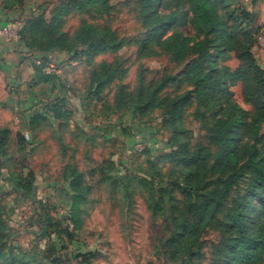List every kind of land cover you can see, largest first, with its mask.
I'll use <instances>...</instances> for the list:
<instances>
[{
	"label": "rangeland",
	"instance_id": "rangeland-1",
	"mask_svg": "<svg viewBox=\"0 0 264 264\" xmlns=\"http://www.w3.org/2000/svg\"><path fill=\"white\" fill-rule=\"evenodd\" d=\"M25 1L32 5L30 13L48 14L68 0ZM161 1L162 12L168 13L173 2ZM234 5L253 11V20H243V25L259 33L252 53L264 69V0H235ZM190 20L189 8L180 7L170 34L186 35L193 41L189 43L187 59L177 61L158 47H152L148 54L138 53L137 39L144 33L138 0H101L63 16L60 26L67 35L86 22L112 31L121 46L96 55L91 63L84 59L54 62L57 72H62L60 95L71 111L70 118L62 119L64 123L57 129L56 122L40 123L32 132L33 138L26 135L31 144L24 149H19L16 139L11 138L9 155L0 163V249L7 254L6 264H213L221 239L217 224L225 209L216 214L214 224L201 235L197 255L183 261L175 258L168 238L175 220L190 217L189 199L178 188H171L159 198L161 210H152L148 204L153 189L149 183L153 178L154 184L159 179H150V174L154 176L157 168L164 175L162 180H166L169 172L177 170L163 157L171 150L170 133L162 125L159 109L141 110V117L140 111H115L117 106L113 102L119 89L134 98L139 90L147 91L165 75L171 79L161 89L160 98H171L191 89L186 71L196 58L195 45L205 47L209 58L217 52L211 43L212 36L205 38L191 26ZM101 62L113 66L115 74L95 94L90 84L91 72ZM217 62L232 70L239 65L233 51L223 54ZM230 91L244 110L252 111L251 104L243 98L240 83L230 85ZM219 111L204 110L190 100L181 117L186 139L207 146L209 129ZM12 123L3 126L14 127ZM243 139L250 144L247 138ZM260 156L264 158L262 145ZM67 165L81 169L89 185L86 201L81 205L82 226L74 232L68 222L67 180L62 177V169ZM206 169H201L200 176L207 173L210 177ZM28 171L33 173L30 191L21 190L16 187V179L21 175L28 178ZM111 175L117 178L111 179ZM249 183L248 177L243 178L227 199H232L236 190L246 195ZM260 207V200L253 198L249 228H253ZM13 256L22 260L12 262Z\"/></svg>",
	"mask_w": 264,
	"mask_h": 264
},
{
	"label": "trees",
	"instance_id": "trees-1",
	"mask_svg": "<svg viewBox=\"0 0 264 264\" xmlns=\"http://www.w3.org/2000/svg\"><path fill=\"white\" fill-rule=\"evenodd\" d=\"M101 0H68L58 4L56 9L21 14L16 20L20 23L17 30L18 39L31 52L46 53L59 49L68 53L71 61L91 63L94 57L105 51H116L121 43L112 31L90 23L81 22L71 35H67L60 22L71 10L79 11L92 7ZM173 8L168 13L162 12L161 0H138L141 25L144 33L137 39L138 53L148 54L152 47L169 52L177 61L187 59L189 43L192 37L170 34L177 22L178 10L182 6L189 8L191 26L205 38L212 36V45L217 52L209 58L207 49L200 44L196 58L187 67L186 76L191 89L171 98H160L159 93L171 76H163L147 91L141 89L132 98L122 89L117 91L113 102L115 111L132 110L138 116L154 109L161 111L162 125L169 133L171 150L163 157L170 160L176 171L164 175L157 168V183L154 178L149 185L153 188L148 204L152 210H161L159 198L171 188H178L189 199L190 217L175 220L174 229L168 238L171 253L181 261L191 259L200 250V237L214 224L215 216L222 209L223 216L217 226L221 239L215 252L213 264H264V158L260 156V145L264 148V69L256 62L252 47L257 44L259 33H255L243 20L251 22L253 11L235 6V0H171ZM25 0H0L7 12L22 9ZM106 5V3H102ZM170 34V35H169ZM233 51L239 63L234 70L217 60L225 53ZM34 66L33 83L38 86L41 106L29 116L23 124L29 135L42 122H57L61 127L62 119H69L71 111L67 108L61 95H52L61 80L56 73H46L42 67L49 61L40 56ZM113 66L101 62L91 72V85L95 94L107 86L114 78ZM240 83L244 100L251 104L252 111L244 110L233 97L230 85ZM204 110L219 108L218 117L209 129V144L190 143L186 139V130L181 125L184 106L192 100ZM44 102V103H42ZM118 108V109H117ZM120 110V111H119ZM23 128V129H24ZM23 129L15 133L19 149L31 144ZM12 130L0 126V163L8 157V144ZM243 138H247V144ZM154 167V166H153ZM155 168V167H154ZM208 170L200 176L201 169ZM27 177H17L16 187L30 191L33 173ZM14 176V174H12ZM171 176V177H170ZM62 177L67 180L69 202L68 222L74 232L81 228V205L86 201L89 185L85 174L75 165L62 169ZM245 177L249 178L248 193L242 195L236 190L228 200L231 189ZM110 178H117L111 175ZM161 178V179H160ZM211 180V181H210ZM207 181H210L206 184ZM206 184V185H205ZM253 198L260 200L261 207L256 213L253 228H249L248 218ZM72 234V233H69ZM7 254L0 249V264H6ZM22 260L20 256L12 257V262Z\"/></svg>",
	"mask_w": 264,
	"mask_h": 264
},
{
	"label": "crops",
	"instance_id": "crops-1",
	"mask_svg": "<svg viewBox=\"0 0 264 264\" xmlns=\"http://www.w3.org/2000/svg\"><path fill=\"white\" fill-rule=\"evenodd\" d=\"M25 1L22 9L14 12H7L0 4V126L9 125V122L15 126L11 133V138L15 137V133L19 129H23V124L27 123L29 116L39 109L41 106L39 93L36 85L33 83L34 66L40 56H45L49 62H68V53L57 48L46 53L31 52L19 39L7 37L2 28H12L16 23V19L21 15L30 14V8ZM57 76L61 78L62 72L59 70ZM61 91L57 87L52 94L60 95ZM44 103V102H42ZM10 120V121H8ZM57 122L55 129H57ZM28 136L27 129H23Z\"/></svg>",
	"mask_w": 264,
	"mask_h": 264
},
{
	"label": "built area",
	"instance_id": "built-area-1",
	"mask_svg": "<svg viewBox=\"0 0 264 264\" xmlns=\"http://www.w3.org/2000/svg\"><path fill=\"white\" fill-rule=\"evenodd\" d=\"M19 27L20 23H16L15 26H13L12 28H2L1 32H3L9 38L18 39L17 30L19 29ZM37 63L39 64L40 61H37ZM42 70L46 73H57L58 65L54 62H48L42 67Z\"/></svg>",
	"mask_w": 264,
	"mask_h": 264
}]
</instances>
